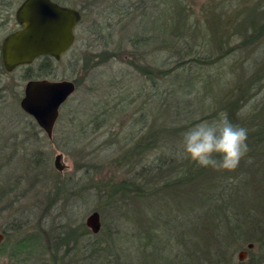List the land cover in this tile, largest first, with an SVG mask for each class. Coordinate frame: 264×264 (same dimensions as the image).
I'll return each instance as SVG.
<instances>
[{"label":"rangeland","instance_id":"rangeland-1","mask_svg":"<svg viewBox=\"0 0 264 264\" xmlns=\"http://www.w3.org/2000/svg\"><path fill=\"white\" fill-rule=\"evenodd\" d=\"M58 1L81 13L70 50L58 59L38 60L29 70L0 71V264H163L159 251L144 250L145 245L176 244L179 233L192 225L190 244H205L207 256L227 247L222 259L211 256L205 264H264V241L217 236L235 224L253 228L247 225L249 219L264 227L261 205H239L248 193L242 182L252 159L264 158V0L133 1L132 6L146 8L144 17L156 28L164 27L158 40L140 48L131 40L139 35L140 8L128 13L126 0ZM188 46L202 60L164 73L178 53L191 55L184 52ZM40 64H45L44 72L32 78L75 82L50 138L19 104L26 73L37 75ZM174 87L176 94L171 92ZM184 99L196 123L226 112L245 127L248 152L234 170L207 166L203 178L192 185L167 186L161 184L163 171H146L140 165L150 164L163 150L182 147ZM172 126H182L180 136L167 131L154 136V131ZM56 154L61 155V170L54 166ZM140 170L143 176L136 177ZM132 175L138 181L149 179L148 187L141 186L153 192L136 197L133 209L127 210L117 184L121 179L130 182ZM215 177L237 190L232 196L238 206L233 204L228 217L223 211L215 214L211 198L223 202L225 190L215 189ZM97 183L101 194L95 193ZM202 189L203 209L193 207L194 199L185 203L186 191ZM94 210L100 218L97 234L85 224ZM25 237L35 246L13 253ZM167 251L165 246L160 252L173 264L176 257Z\"/></svg>","mask_w":264,"mask_h":264},{"label":"trees","instance_id":"trees-1","mask_svg":"<svg viewBox=\"0 0 264 264\" xmlns=\"http://www.w3.org/2000/svg\"><path fill=\"white\" fill-rule=\"evenodd\" d=\"M133 1L136 2V0H126L125 2L129 5L128 7H126V10H128V13L131 11H135L138 8L141 9L142 11V18L143 19L140 23V27L139 29V35H136L135 37H133L131 40L132 42L138 47L140 48L141 46H146L145 44H150L152 43V41H156L159 39V37L161 36L164 27H155L154 23L151 22L152 20H149V18L144 17L147 13H146V8L144 7H136V6H132ZM162 30V31H161ZM186 47V46H185ZM194 48V47H193ZM180 50V48L178 49ZM172 51V50H170ZM185 54L186 53H190L191 55L189 56H184V53L182 55H180L179 53L177 54V58H175L174 63L169 67L166 68L165 71H163L164 73H171L175 68H179V67H187V66H191L193 65V63L195 61H201V57L197 56L194 54V49L190 48V46H188L186 49H184ZM172 55V54H171ZM42 62H46L47 58L43 57ZM31 65H26L25 69L29 70V68H31ZM45 64H40L39 67L37 68V70L39 71V73H37V75H35L33 72L31 73H26V77L27 78H32L38 75H41L44 71L42 66H44ZM30 72V71H29ZM187 72V71H186ZM33 73V74H32ZM147 74V73H146ZM150 75V78L153 77V75L150 73L148 74ZM187 76L191 75V71L186 73ZM187 84L192 83L190 81V79L188 78L186 80ZM192 85V84H190ZM171 92L173 94H176V88L174 87ZM187 99L183 100V104H184V108L182 109V111H180L181 113L183 112V117L187 118L186 119V126H185V130H187L188 128H190L193 124L196 123V121L194 122L195 119L193 118H189L190 117V113L189 111H187V106H185ZM176 108L179 106H175ZM171 121V119H170ZM173 122V121H172ZM180 128H182V126H172L170 128H160L155 132L156 138H160V136H165V132H170V133H179V131L181 132ZM172 131V132H171ZM185 132V131H183ZM164 134V135H163ZM167 135V134H166ZM169 135V134H168ZM180 136V133H179ZM183 135H181V140L183 139ZM153 137V134L152 136ZM157 145H159L160 143H156ZM155 144V145H156ZM170 146H174L173 144H170ZM183 147V146H182ZM182 147H180V149L177 150H172V151H164L162 152V154L158 155L157 157L154 158L153 161L150 162V164L147 163H143L140 165L141 169H144L146 171H152V169L154 168L155 171H163L164 172V180L162 181L161 184H165V185H169L170 182H176L177 184H185L186 186H188L189 184L192 185L193 183H195V179L196 178H203V174L205 173L204 170L206 171L207 166H201L199 164H197L196 162H194L193 160H191L189 157L185 156L182 154ZM143 156L140 157V160L142 159ZM157 158V159H156ZM139 159V158H138ZM125 161V160H124ZM126 162V161H125ZM137 162V161H136ZM251 166L249 167V173L246 175L245 177V181L242 182V185L246 188V191L248 193H243L242 194V198H240L241 202L239 201V205L242 206H252L254 203H257L258 205H261V210L264 211V180L261 179L259 180V177H263L264 178V158L263 159H252L251 162ZM134 165V163H133ZM253 165H254V170H253ZM123 165H118L119 168L123 167ZM175 167L176 170L172 171V169H174ZM246 168H248L246 166ZM130 170L133 168H129ZM259 169L257 172H255V170ZM172 171L173 174H169V172ZM149 173V172H146ZM156 173V172H155ZM140 176L135 175L136 177H141L143 176L142 171H139ZM158 174V172L156 173ZM216 174V169L215 171H211V175L214 177V175ZM163 175V174H162ZM206 175V174H205ZM133 177L131 178L130 182L125 181V179H121V182H119L117 184V186L119 187V191H121L122 193V197H126L123 199V201H125L123 204H125V208L127 210H129L132 206L133 209V203H134V199L136 197H144V196H148L150 193L153 192V189H147L145 190V188L143 186H147L148 184H150L149 179L146 178V181L143 180V177L141 180H137L136 178H134V175H132ZM174 176V179L172 178ZM134 178V179H133ZM212 180H214L213 182H215V184L213 186L216 185L215 189H218L219 192H221V190L225 189L222 196V199L224 200L223 202H225L226 204H223V202H221V200L219 199L218 196H215L213 198H211V200L214 202V210H216L215 214L219 215L220 213H222L221 211L224 212V214L228 217V211H232L233 208V196H232V192H235L237 190L229 187V183L227 182L226 179L224 178H219L216 182V177L214 179H211V183ZM126 182V183H125ZM110 183L107 182V184ZM143 183V186H141ZM96 190L95 193L97 194H101V188L99 183L96 184ZM116 186V188H117ZM112 188L114 189V185H112ZM107 188L104 190L105 194H106ZM211 190L207 191V194L210 192ZM206 193V189H202L201 192H188L186 191V195H184V201L185 203L188 202L191 199H194V201L197 203H194L193 207H197L203 209L205 204H206V200L204 198V195ZM109 194V193H108ZM198 197V200H197ZM128 198V199H127ZM131 200V202L129 201ZM184 203V204H185ZM192 203V202H191ZM235 206H238V204H234ZM193 210V209H192ZM230 216V215H229ZM232 216V215H231ZM196 218V225L197 222L199 220V217H195ZM247 225H253V228H250L249 226L246 227H242L238 224H235L231 229H229L226 232L223 233H217L219 237L221 238H225V239H230L232 240L234 235H237V238L239 240H242V242H247V241H252L255 240L256 242L264 241V227H262V225L257 226L256 225V221L254 219H249V221L247 222ZM192 227H195V225H192L187 231H185V234L183 232H180L182 234V236L179 233V241L178 243L175 244V242L173 244L170 243V245H166V244H159V243H152L151 245H145V247L143 248L150 250L151 247L152 248V253L158 252V258L159 260L163 263V264H169L168 261V257L165 253H161L160 251H164L165 250V246L167 247V252L172 256V257H176L175 260H177V264H205L207 263V260H209V258L211 256H215L216 258L222 259V256L226 255L227 253V247H223L224 250L222 249H217L214 255L211 256H207V253L210 251V249L203 244L202 246H200V244H190L189 241V237L192 236L191 233L189 232ZM84 231L89 232V229L84 228ZM227 227L226 225L223 226V230H226ZM99 232V231H98ZM98 232L94 233L97 234ZM68 236V235H67ZM184 237V242L181 241V239ZM32 238L29 237H25L21 240H19L15 247H13V253L19 249H24L25 251H29L31 248H33L36 244L35 241H31ZM31 241V242H30ZM181 241V242H180ZM34 244V245H33ZM214 244V243H212ZM165 245V246H164ZM144 246V245H143ZM142 246V247H143ZM177 247V248H176ZM219 248V247H217ZM177 250V251H176ZM180 257V258H179ZM213 258V257H212ZM154 260L159 261L156 256H154ZM173 260V264L174 261ZM212 262V261H211ZM211 262L209 264H211Z\"/></svg>","mask_w":264,"mask_h":264},{"label":"water","instance_id":"water-1","mask_svg":"<svg viewBox=\"0 0 264 264\" xmlns=\"http://www.w3.org/2000/svg\"><path fill=\"white\" fill-rule=\"evenodd\" d=\"M16 18L21 28L9 33L1 45V60L7 71L29 64L45 53L60 58L75 39V27L81 13L74 7L53 0H23L16 10ZM74 89L75 82L71 79L31 78L25 82L19 104L50 136L61 104ZM60 157L56 154L54 158V166L58 170L62 169ZM85 224L93 233L98 232V211L90 212ZM243 254L245 251L239 253V258H243Z\"/></svg>","mask_w":264,"mask_h":264},{"label":"clouds","instance_id":"clouds-1","mask_svg":"<svg viewBox=\"0 0 264 264\" xmlns=\"http://www.w3.org/2000/svg\"><path fill=\"white\" fill-rule=\"evenodd\" d=\"M248 130L226 112L213 121L201 120L185 130L182 154L201 166L234 170L248 152Z\"/></svg>","mask_w":264,"mask_h":264},{"label":"flooded vegetation","instance_id":"flooded-vegetation-1","mask_svg":"<svg viewBox=\"0 0 264 264\" xmlns=\"http://www.w3.org/2000/svg\"><path fill=\"white\" fill-rule=\"evenodd\" d=\"M23 0H0V71L2 72H11L13 71L15 68H18V67H25L26 65H30V64H33L34 62L38 61V60H41L43 57L47 58V60H52V59H56L54 58L51 54H48V53H45V54H41L39 55L38 57L34 58L33 61L29 64H21V65H18L16 66L15 68H13L11 71H7L5 70V68L3 67V64H2V60H1V45H2V42L4 40V38L11 32H14L18 29L21 28V24L19 23V21L17 20L16 18V10L17 8L19 7V5L21 4ZM55 2H57L58 4H61V5H66V6H69L65 3H62L58 0H53ZM72 7V6H71ZM73 44V43H72ZM72 44L61 54V56L65 53H67ZM60 56V57H61ZM31 79V78H29ZM58 119V117H57ZM56 119V121H57ZM55 121V123H56ZM36 122V121H35ZM54 123V125H55ZM38 125V124H37ZM39 126V125H38ZM40 127V126H39ZM54 127V126H53ZM40 129L42 131H44L41 127ZM53 130V129H52ZM45 132V131H44ZM47 135V134H46ZM52 135V133H51ZM47 135V137H51ZM3 234V233H2Z\"/></svg>","mask_w":264,"mask_h":264}]
</instances>
